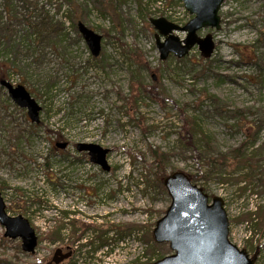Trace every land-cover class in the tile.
Segmentation results:
<instances>
[{"label": "rangeland", "instance_id": "obj_1", "mask_svg": "<svg viewBox=\"0 0 264 264\" xmlns=\"http://www.w3.org/2000/svg\"><path fill=\"white\" fill-rule=\"evenodd\" d=\"M28 1L29 7L20 0H0V31L9 23L18 45L15 52H5L0 37V62L9 61L6 80L23 85L42 107L41 126L29 136L26 110L0 85V192L11 216L30 221L39 245L34 254L24 253L21 241L4 237L0 225V264L48 262L66 247L74 252L66 264L147 263L170 254L168 244L148 235L171 204L166 189L154 182L150 150L167 154V174H204L196 185L210 201L223 199L231 242L255 256L256 264H264L259 230L264 226V0H225L221 30L199 32L200 37L213 35L215 50L209 59L195 47L184 59L171 56L164 62L150 19L165 17L185 26L193 16L182 2L142 0L140 7L138 0H76L72 5L64 0ZM76 6L87 11L86 24L105 36L97 59L66 18ZM41 12L63 25L66 42L60 45L32 34ZM24 18L31 26L21 22ZM137 58L149 67L140 75ZM152 75L172 102L161 104L143 89L135 90L136 80L149 86ZM186 118L207 135L210 162L197 157L204 141L200 134L190 141ZM64 142L65 149H55ZM244 143L246 157L257 151L248 162L251 168L211 162ZM78 144L110 150V170L91 163L87 153L77 151ZM258 211L260 218L248 219ZM60 221L66 223L64 240L45 239ZM73 221L110 232L108 244L101 246L99 232L88 237L79 230L73 235ZM130 225L137 229L120 240L116 229ZM88 238L94 244L80 252Z\"/></svg>", "mask_w": 264, "mask_h": 264}, {"label": "water", "instance_id": "obj_2", "mask_svg": "<svg viewBox=\"0 0 264 264\" xmlns=\"http://www.w3.org/2000/svg\"><path fill=\"white\" fill-rule=\"evenodd\" d=\"M192 19L179 26L166 18L151 19L156 33V47L161 61L171 55L182 59L198 47L204 58H210L215 43L212 34L200 37L205 29L221 30L220 10L225 0H182ZM78 31L93 57H99L102 51L103 36L86 26L77 23ZM185 33L181 40L176 33ZM0 85L7 91L12 102L27 111L31 123L41 122L42 107L23 85L14 86L6 80ZM68 143H56L59 149H65ZM80 153H87L90 162L109 171L107 156L110 150L98 144H78ZM164 187L171 198V204L165 214L156 222L153 238L158 244H168L171 254L152 264H255L245 249H240L229 239V219L222 198L208 195L194 184L191 177L175 171L163 180ZM0 225L4 228V237L20 240L24 253L34 254L38 246V236L30 221L22 215L11 216L0 192ZM72 256V252L63 253L57 249L49 264H60Z\"/></svg>", "mask_w": 264, "mask_h": 264}, {"label": "trees", "instance_id": "obj_3", "mask_svg": "<svg viewBox=\"0 0 264 264\" xmlns=\"http://www.w3.org/2000/svg\"><path fill=\"white\" fill-rule=\"evenodd\" d=\"M20 1H22L26 7H29L31 5L28 0H20ZM39 1H41V0H35L34 3L37 4V3H39ZM64 1L66 3H69L70 5H72L76 2V0H64ZM98 1H100V0H94V3H97ZM177 1L180 3L182 2L181 0H177ZM138 2H139V5L141 7L142 6V0H138ZM6 6H7V4H6ZM7 7H8L7 8V14H9V16L11 18L13 16L12 15L13 11L11 10V8H9V5ZM43 9H44V7L42 8V10ZM86 14H87V11L85 9H83V7H81V6L77 7L76 6L74 8V11H72V15L66 16V18L71 23V30L79 36H80V34L78 32L77 23L79 21H82L86 24V22H85L87 20ZM0 18H2L1 14H0ZM39 20H40V22L36 26H31V23L29 22V20L27 18H24L21 22H23V24H27V25L31 26L32 34H34V33L36 35L40 34L42 37L46 38L49 42L58 43L60 45L63 42H66L67 33L63 29L62 24H58L53 17H50L45 12L44 13L41 12V14L39 16ZM87 26L90 27L89 25H87ZM13 34H14V32L11 31L9 23H6L5 26L1 28L0 37H2L4 40V45L6 46L5 52H7L8 50H9L8 53L15 52V50L18 47V45L14 44ZM104 38H105V36H104ZM66 49L67 48H65V46H64L63 47L64 53H62L63 55L66 54ZM133 55L135 56V53H133ZM137 61H138V64L136 61L135 62L137 64L136 66L138 67L137 73L139 75L141 72L149 70V67L147 65H145L140 60V58H137ZM8 62H9L8 60H5L4 62H0V82L2 80L7 79L6 77L9 73V70H10L9 69L10 67L8 66L9 65ZM179 63H183V60L179 61ZM151 79H152V83L149 86H146V85L144 86L145 81H143V80H139V79L136 80V82L138 83V86L135 87V90L140 91L143 89L145 91V93L149 96V98L154 99L161 104H168L169 102H172L173 100L166 93V90L163 87L161 81L158 78L156 80H154L153 75L151 76ZM1 88L3 89L2 86H1ZM9 99H7V100H9ZM186 122L190 125V135H189V137L191 138L190 141H193L194 137L198 136L199 134L202 135L201 140L204 141L205 149H203L202 151L199 150V153H198V151H196L198 153L197 157L198 158H207L208 161L210 162V155H212V152L210 150H212V146L210 145V143L207 140V138H208L207 135L203 134V132L198 129V124L196 123V121L186 118ZM30 124L31 125L26 130V132L29 136H33V132L37 128H39V126H41V123L40 124H33L30 122ZM59 140H62V139H59ZM247 147H248V145L245 146V143H244L243 145L239 146L238 148L233 149L230 152L226 153L225 155L220 156V159H218V160L211 158V162H213V164H214V162L215 163L221 162V164H223V165L228 164L226 166H229V167H232L234 165V166H238L241 168H242V166L247 167V168H251L252 165H250V163H248V162L255 160V157L257 156V151L250 153L251 155L248 154L246 157L245 156V153H246L245 150L247 149ZM56 148L57 147L55 146V149ZM52 151L53 150H50V153H49L50 157L52 156ZM150 154L154 158V164L151 165L152 169L155 170L154 176H155L156 180L154 182L158 183L162 187V189H165V187L163 185V180L168 174L165 172L166 165H164V161H165V158L167 157V154H163V153L156 151V150H150ZM46 160L48 162L49 157H47ZM223 165H212V167L214 166V169H215V168H217V166H223ZM203 175L200 174V176H193V175L192 176L189 175V176L191 177L192 182L195 184L199 181V179ZM246 178H247V176L245 174L244 179H246ZM64 215L68 216V213H64ZM247 217L251 221L253 220V217L260 218L261 217V211H258L254 214H249V216H247ZM66 218H68V217H66ZM256 225L258 226V229H259L261 226V222L257 223ZM256 225H253V226L255 227ZM72 226H73V235L76 234V232L79 230L81 232H83L84 236L86 235L88 237H89V233L99 232L100 234L96 237V239L101 241V246L108 244V240L106 238L110 232L108 234L105 231L100 232L98 229H95L91 225H80L79 226V225H76V222H74V221L72 223ZM65 229H66V223L60 221V223L57 226H55L53 229H51L49 231V233L46 235L45 239H48L51 242L64 240V233L63 232ZM136 229H137V227H133L132 225H130V226L124 227V229H122L121 231L116 229L115 232L118 233V237H120L119 239L122 240L124 238L125 234L131 232L132 230H136ZM259 230L261 231V234L264 235V226H262V229H259ZM148 235H149V239L154 241V238H152V234L149 233ZM93 244H94L93 239L88 238L86 244L81 245V247L79 249L80 252L83 250H86L88 247L92 246ZM164 256L163 255L159 256L157 260L161 259ZM144 263H140L139 261L134 262V264H144ZM150 263H152V262H147L145 264H150ZM36 264H47V262L46 261H40ZM71 264H73V263H71Z\"/></svg>", "mask_w": 264, "mask_h": 264}, {"label": "flooded vegetation", "instance_id": "obj_4", "mask_svg": "<svg viewBox=\"0 0 264 264\" xmlns=\"http://www.w3.org/2000/svg\"><path fill=\"white\" fill-rule=\"evenodd\" d=\"M68 248L69 247H66V248H64L63 249V252L64 253H67L68 252ZM71 259V258H70ZM70 259H68V260H70ZM51 260H52V258L48 261V263L47 264H49L50 262H51ZM68 260H65L64 262H62V263H60V264H66V262L68 261ZM54 264V263H53ZM134 264V263H133ZM145 264V263H144Z\"/></svg>", "mask_w": 264, "mask_h": 264}]
</instances>
